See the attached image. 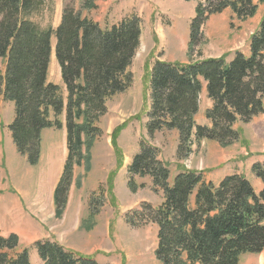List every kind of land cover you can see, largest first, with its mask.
<instances>
[{"label":"trees","instance_id":"16d2710c","mask_svg":"<svg viewBox=\"0 0 264 264\" xmlns=\"http://www.w3.org/2000/svg\"><path fill=\"white\" fill-rule=\"evenodd\" d=\"M98 1L64 0L59 25L44 28L32 16L45 0H0V58L6 62L5 71H0V102L15 104L9 128L30 164L40 160L42 131L63 128L65 115L68 155L54 194L59 215L67 203L74 166L84 163L86 172L91 168V150L103 132L98 122L108 101L133 83L130 67L141 43L142 21L136 14L108 27L85 16L84 10L97 8ZM261 3L264 0L199 2L191 22V51L211 16L230 10L237 18L248 19ZM53 37L66 97L60 85L49 81ZM204 83L212 101L206 110L211 126L196 121ZM149 91L148 133L177 130L179 158L193 151L194 141L212 139L223 146L234 142L235 123L249 122L264 112V16L251 37L249 54L236 52L229 61L157 60L151 67ZM113 137L119 152L117 136ZM255 170L264 179L260 164ZM128 171L132 191H137L133 176H139L150 177L154 189L163 192L160 205L142 202L128 217L133 226H157L155 252L163 264H239L245 254H264V190L257 192L243 174H229L215 184L202 173L182 170L171 184L169 165L146 141L140 143ZM19 243L17 234L0 231V264H32L28 248ZM34 247L44 264H101L55 240H37Z\"/></svg>","mask_w":264,"mask_h":264},{"label":"rangeland","instance_id":"374dc122","mask_svg":"<svg viewBox=\"0 0 264 264\" xmlns=\"http://www.w3.org/2000/svg\"><path fill=\"white\" fill-rule=\"evenodd\" d=\"M201 1L205 3V0H99L97 8L84 10L85 16L99 19L102 27L136 14L142 21V35L130 67L133 83L108 101V110L98 122L103 132L92 147L91 168L86 172L84 163L74 166L67 203L61 215L57 214L54 194L68 155L66 128L44 129L41 157L38 164L32 165L28 157L18 151L9 128L15 117L14 102L12 106H0V193L4 191L0 208L5 210L10 207L9 201L14 204L18 201L12 204L17 208V212L12 208L10 217L13 220L0 209V214L8 217L2 223L5 231L9 222L18 221L17 214L21 215L24 208L23 215L27 219L21 227L27 233L34 231L41 237L58 241L85 258L96 259L101 264H163L155 252L157 226L137 227L128 221L129 214L142 202L157 207L163 201V192L154 189L150 177L133 176L136 192L130 186L128 166L139 152L142 141L159 149L160 157L169 165L171 184L182 170L202 173L207 181L215 184L229 174L241 173L257 192L264 190V179L258 176L260 170H255V164H260L264 170V112L249 122L238 120L234 125L237 130L234 142L223 146L212 139L194 141L193 151L185 158L177 156V130H163L151 136L146 128L151 107L150 72L157 60L196 62L225 57L229 61L236 52L249 54L251 37L264 16V3L248 19H239L230 10L211 16L203 28L204 35L191 51V22ZM63 6L64 0H45L32 18L44 28H56ZM52 44L49 77L52 82H60L61 85L56 84L61 86L66 97L61 69L54 54V37ZM208 101L212 102L206 96L200 97L196 115L200 125L211 126L206 117V110L212 104ZM61 119H65V115ZM114 135L119 152L113 146ZM112 173H115L114 185L110 189ZM29 221L34 224V230ZM33 251V263L43 264L37 249L29 250ZM239 264H264V254H245Z\"/></svg>","mask_w":264,"mask_h":264},{"label":"crops","instance_id":"0c3cea01","mask_svg":"<svg viewBox=\"0 0 264 264\" xmlns=\"http://www.w3.org/2000/svg\"><path fill=\"white\" fill-rule=\"evenodd\" d=\"M122 19V18H121ZM121 19H119L118 21H120ZM95 21H97V22H99L100 23V21H99V19H95ZM117 21V22H118ZM101 24V23H100ZM101 26H103L102 24H101ZM1 60V67H0V70L2 71V72H4L5 71V67H6V62H5V60L4 59H0ZM49 81H51L50 80V77H49ZM52 82V81H51ZM53 83H58V84H60V82H53ZM61 85V84H60ZM205 85L206 84H204V86H203V90H202V92H201V96H206L207 97V99L209 100V98H208V95H207V91H206V87H205ZM211 101V100H210ZM11 103H13V102H7V101H4V100H2L1 101V103H0V106L2 107V106H4L5 104H9L10 106H12L11 105ZM208 103H209V101H208ZM211 103H209V105H210ZM0 114H1V111H0ZM63 122H64V127L63 128H65V119H63ZM2 123V120H1V118H0V124ZM0 131H1V126H0ZM44 131V130H43ZM42 131V132H43ZM3 192L4 191H2L1 193H0V197H2V194H3ZM18 202V201H17ZM17 202H15V204H17ZM9 203H10V207H8V208H5V210H2V207L0 208L2 211H5L6 213H7V215H8V217H10L11 215H12V213H13V211H12V208H14V211L16 210V212H17V208H15L12 204H14V203H11L10 201H9ZM14 204V205H15ZM22 208H23V205H22ZM23 211H24V208H23V210H22V214L21 215H18L17 214V218H18V221L14 224V222H9V228H8V230L6 229V231H5V229H4V226L2 225V223H3V221H5L6 220V218H8V217H6V216H4L3 214H0V231H1V233L3 234V235H9L10 233H15V234H17L18 236H19V238H20V246L21 247H26V248H28L30 251H31V248H35L34 247V243L37 241V240H41V239H46L45 237H41V236H39L38 235V233H35L34 231H30L29 233H27L22 227H21V225H22V222L23 221H25L26 222V219H27V217H25L24 215H23ZM10 220H13V217H10L9 218ZM80 220V219H79ZM29 223H31L30 224V228L32 229V230H34V224L31 222V221H29ZM16 225V227H12V226H15ZM12 227V228H11ZM34 234V235H33ZM30 240V242L29 243H27V241L26 240ZM22 240H24V243H22ZM32 245V246H31ZM33 250V249H32ZM29 254H30V259H31V262H32V264H34L33 263V255H34V251L33 252H29ZM35 257V256H34ZM43 262V261H42ZM39 264V263H38ZM43 264H44V262H43Z\"/></svg>","mask_w":264,"mask_h":264}]
</instances>
